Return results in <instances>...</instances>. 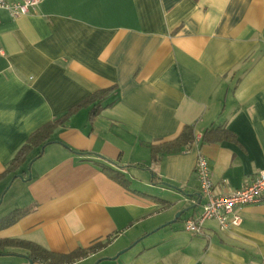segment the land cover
Listing matches in <instances>:
<instances>
[{"label": "crops", "instance_id": "crops-1", "mask_svg": "<svg viewBox=\"0 0 264 264\" xmlns=\"http://www.w3.org/2000/svg\"><path fill=\"white\" fill-rule=\"evenodd\" d=\"M0 49V195L31 207L0 239L63 254L105 242L71 264H264V203L227 230L183 229L203 210L197 154L218 191L264 168V0H42L0 9ZM98 90L6 172L29 135ZM186 125L195 140L152 159ZM213 127L227 138L203 135ZM3 252L0 264L31 260Z\"/></svg>", "mask_w": 264, "mask_h": 264}, {"label": "trees", "instance_id": "trees-1", "mask_svg": "<svg viewBox=\"0 0 264 264\" xmlns=\"http://www.w3.org/2000/svg\"><path fill=\"white\" fill-rule=\"evenodd\" d=\"M109 90H98L94 92L93 94H90L88 99H86L84 102L77 104L76 106L70 108V110L64 114L62 117L57 118L56 120H52L49 122H46L44 125L39 127L37 130H35L31 135H29V138L27 139L26 143L21 147L18 152L15 154V156L11 159L10 162H8V168L6 169V172H10L14 170L16 167L21 165L23 160H25L26 153L28 152L29 148L32 146L40 145L45 143L49 139V134L53 130V128L58 125L59 123H62V121H65L68 116L77 108H80L81 106H85L87 103L93 102L96 99L101 100L108 94ZM101 104L97 103L93 107H91V115L96 114L99 111V107ZM191 126H184L183 129H181V133L176 138V140H173L171 142H163L158 145H150L151 149V157L152 159L156 160L158 159L157 155L160 153L165 152H174L177 150H180L182 146H188L192 143V141L195 140V136L193 133V130H191ZM214 132V135H213ZM218 132V133H217ZM212 134L211 137L213 140L227 138L228 135H226V130L220 129L219 127H213L209 128L205 131L203 134L204 136L206 134ZM109 177L112 179L118 181V183L123 184L125 182V179L122 176V173L115 171L112 169L104 168V170ZM30 206L23 207V208H16L13 211H10L7 213V215L0 218V230L8 227L9 225H12L18 219H20L27 211L30 210ZM104 243H94L91 246L88 247H80L76 248V250L63 254L54 252L53 250H47L46 248L39 246L38 244L18 239V238H1L0 239V255L4 254L3 251H5V248L7 247H17V248H23L28 251V255L32 261H37L43 264H71L73 261H76L78 259L84 258L90 253L96 251L99 247L103 246Z\"/></svg>", "mask_w": 264, "mask_h": 264}, {"label": "built area", "instance_id": "built-area-1", "mask_svg": "<svg viewBox=\"0 0 264 264\" xmlns=\"http://www.w3.org/2000/svg\"><path fill=\"white\" fill-rule=\"evenodd\" d=\"M42 0H0V9L6 10L12 17L29 13ZM1 52V49H0ZM193 166L203 198V210L195 217L183 221V229L192 234H201L206 220L217 222L220 230H227L241 223L238 212L240 207L264 203V168L258 170L252 181L229 192L215 189L211 180L208 161L205 156L197 154Z\"/></svg>", "mask_w": 264, "mask_h": 264}, {"label": "rangeland", "instance_id": "rangeland-1", "mask_svg": "<svg viewBox=\"0 0 264 264\" xmlns=\"http://www.w3.org/2000/svg\"><path fill=\"white\" fill-rule=\"evenodd\" d=\"M3 195L4 194L0 195V218L7 215V213H9V211H11V207H12V206H9L7 204V201H6L9 194L7 196H5L4 199H3ZM12 210H13V208H12Z\"/></svg>", "mask_w": 264, "mask_h": 264}, {"label": "water", "instance_id": "water-1", "mask_svg": "<svg viewBox=\"0 0 264 264\" xmlns=\"http://www.w3.org/2000/svg\"><path fill=\"white\" fill-rule=\"evenodd\" d=\"M41 149H43L42 147H41ZM29 175V174H28ZM16 176H18L20 179H22L23 180V176L22 175H14V177H16ZM13 177V178H14ZM29 177H30V175H29ZM162 184L163 185H166V186H169V187H174V186H172V185H170V184H167V183H165V182H162ZM190 208V207H189ZM188 208H186V210H187ZM183 211L184 210H181V211H179V213L177 212L176 213V215L174 216V219H172L173 221H175L176 219H179V216L183 213ZM32 261L31 260H29V262H28V264H30Z\"/></svg>", "mask_w": 264, "mask_h": 264}]
</instances>
